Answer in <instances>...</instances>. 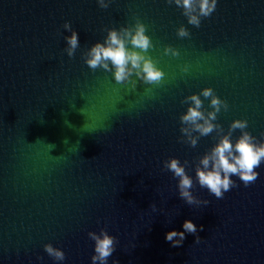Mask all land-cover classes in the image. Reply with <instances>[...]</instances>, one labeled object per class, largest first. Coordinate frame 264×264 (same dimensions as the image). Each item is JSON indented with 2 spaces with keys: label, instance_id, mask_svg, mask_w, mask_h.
<instances>
[{
  "label": "water",
  "instance_id": "1",
  "mask_svg": "<svg viewBox=\"0 0 264 264\" xmlns=\"http://www.w3.org/2000/svg\"><path fill=\"white\" fill-rule=\"evenodd\" d=\"M137 17L165 73L153 94L82 58L106 28ZM65 21L81 45L71 58ZM180 25L189 37L177 36ZM165 45L180 55H164ZM208 86L229 105L216 121L225 131L247 119L264 139V0H217L199 28L167 0H110L107 9L97 0H0V264H92L88 233L101 228L117 239L108 264H264V161L254 183L234 176L237 186L218 199L195 174L215 133L194 148L179 139L182 100ZM172 156L189 161L193 194L208 205L180 198L178 178L163 167ZM186 219L198 231L173 247L165 234L183 231Z\"/></svg>",
  "mask_w": 264,
  "mask_h": 264
},
{
  "label": "clouds",
  "instance_id": "2",
  "mask_svg": "<svg viewBox=\"0 0 264 264\" xmlns=\"http://www.w3.org/2000/svg\"><path fill=\"white\" fill-rule=\"evenodd\" d=\"M101 9L109 7L110 0H97ZM167 3H174L182 10L187 18L188 24L197 28L201 25V19L211 16L215 11L217 0H167ZM63 28L70 32L64 37L66 48L64 51L68 57H74L75 52L81 47L78 33L69 21H65ZM104 40L96 41L85 51L82 58L89 69L96 71L103 69L112 72L114 80L118 84L129 85L132 89L137 87V82H143L150 87L145 89L146 94H153V88L160 87L165 82L164 71L157 66V61L149 54V49L154 47L151 37L147 34V26L137 17L130 25L108 27L105 29ZM177 36L185 38L190 36L188 28L180 25ZM163 54L177 57L180 52L171 45H165ZM183 72L188 71V66L182 68ZM209 100L208 108L204 107V100ZM187 105L185 112L179 116L181 142L196 147L200 137H206L215 133L216 143L202 156L195 165L196 180L201 188H206L216 198L224 197V194L236 187L232 177H238L245 186L254 183L259 173L256 171L264 161V139L258 140L248 130L247 119H234L228 130L216 122L218 113L221 110L227 111L229 105L225 99L219 97L215 90L208 86L201 89L200 93H191L182 100ZM240 130V135L233 142L232 135ZM264 136V133L261 134ZM189 161L183 163L178 157L172 156L163 161V167L172 172L178 178V194L188 205H208L210 202L202 200L193 194L194 182L186 167ZM156 211V204L150 205ZM183 231L176 229L169 230L165 234L166 241L173 247L182 245L185 233L195 234L197 226L190 220L183 222ZM203 230V226H200ZM88 236L94 243V254L91 256L92 264H108L109 257L115 251L117 239L110 235L105 228L100 232L90 231ZM197 235L195 242H199ZM45 252L55 261L62 262L66 256L59 247L51 243L44 244ZM112 264H119L113 260Z\"/></svg>",
  "mask_w": 264,
  "mask_h": 264
}]
</instances>
